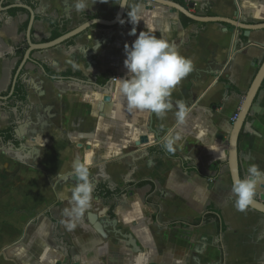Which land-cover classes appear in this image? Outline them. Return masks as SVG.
<instances>
[{
    "label": "crops",
    "instance_id": "1",
    "mask_svg": "<svg viewBox=\"0 0 264 264\" xmlns=\"http://www.w3.org/2000/svg\"><path fill=\"white\" fill-rule=\"evenodd\" d=\"M121 1L86 0L80 11L77 0L0 2V131L14 136L0 139V264H264V215L233 206L227 157L232 123L264 61V31L245 37L225 24L187 23L176 11L129 0L118 27L96 25L34 51L19 70L30 13L17 5L34 11L31 39L41 45L51 42L46 17L71 21V31L114 20ZM186 4L196 15L264 23V0ZM143 31L193 61L171 97L186 105L183 124L175 107L164 115L130 110L121 94L124 46ZM15 77L26 101L10 96ZM257 105L258 117L239 138L241 179L253 163L264 171V83ZM166 138L174 151L164 147ZM21 145L28 150L22 161L8 154ZM78 165L95 176L97 190L115 194L92 193L91 207L68 231L63 210L74 185L59 177ZM261 197L264 184L255 191Z\"/></svg>",
    "mask_w": 264,
    "mask_h": 264
},
{
    "label": "clouds",
    "instance_id": "2",
    "mask_svg": "<svg viewBox=\"0 0 264 264\" xmlns=\"http://www.w3.org/2000/svg\"><path fill=\"white\" fill-rule=\"evenodd\" d=\"M86 7V0H77V11ZM130 35L136 36V32L133 30ZM124 54L127 77L119 81L128 108L164 115L175 107L177 123L183 124L186 105L182 100H176L173 104L171 97L176 86L193 71L192 59L183 56L175 44L169 43L162 36L158 38L144 31L139 33L131 45L125 44ZM164 147L174 151L173 138H166ZM75 176L77 183L69 197L70 206L63 210V216L67 218L63 223L68 231L75 229V221L91 207L93 193L88 167L78 165ZM259 184H264V171L253 163L247 168L245 177L235 180L231 186L236 210L243 212L250 207Z\"/></svg>",
    "mask_w": 264,
    "mask_h": 264
},
{
    "label": "water",
    "instance_id": "3",
    "mask_svg": "<svg viewBox=\"0 0 264 264\" xmlns=\"http://www.w3.org/2000/svg\"><path fill=\"white\" fill-rule=\"evenodd\" d=\"M149 1L151 3L163 6L165 8L170 9L172 12H178L181 15L185 16L186 18L197 22V23H201V24H208V23H216V24H225L231 27H234L236 29H238L239 31H243L244 32V36L245 37H249L250 33L254 32V31H264V23L261 24H257V25H249L245 22L239 21V19H237V16L235 19H228V18H223V17H208V16H201V15H196L191 13L189 10L185 9L184 7L180 6L179 4H177L174 1H170V0H146ZM129 0H122L121 4H124L125 6H121L120 4V8L119 11L115 17L114 20L112 21H105L102 19H94V20H90L87 21L81 25H79L78 27H76L75 29L71 30L69 33H67L66 35L53 40L49 43L46 44H41V45H34L31 39V32H32V28L35 22V13L34 11L25 5H17L16 7H20L23 9H26L29 13H30V21H29V25L27 28V36H26V41L28 43V50L24 56L23 62L19 67V70H22L23 67L25 66V64L31 60V54L34 51H43V50H47V49H51V48H55L57 46L62 45L63 43L78 37L79 35L85 33L86 31H88L89 29H91L92 27L96 26V25H100L106 28H115L118 27L119 25H121V23L123 22V18L125 15V11H126V7L128 5ZM2 9V7L0 8ZM17 79L18 77H15L12 83V87H11V91H10V96L13 95L14 91H15V87H16V83H17ZM264 83V61L261 65V67L259 68L252 84L251 87L249 89V91L247 92L242 105L238 111V113L235 116V120L232 123V130L230 132L229 135V140H228V151H227V157H228V165H229V170H230V176H231V180H232V184L235 180L237 179H241V175H240V156H239V138L241 133H244L245 130L252 125L255 120L254 117H258L259 112V107L257 105V101H258V95L259 92L261 90V87ZM2 99V98H0ZM105 101H109V99H105ZM17 136L20 138L19 134L16 133ZM147 141L144 140L143 142H141L142 144L146 143ZM141 144V145H142ZM140 145V144H139ZM138 145V146H139ZM26 151V152H24ZM28 150H25L24 145H21L20 148L18 149H10L8 151L9 155H12L15 157V159L17 160H24L22 156H24L23 154L28 153ZM90 182L93 186V193H97V182H96V178L95 176L90 175L89 176ZM63 182H67L70 184H73L75 186V184L77 183V178L75 176V170L73 171L72 174H70L68 177H66ZM252 210L257 211L258 213H261L262 215H264V197H261L260 199H256L253 198V203L250 205V207Z\"/></svg>",
    "mask_w": 264,
    "mask_h": 264
},
{
    "label": "trees",
    "instance_id": "4",
    "mask_svg": "<svg viewBox=\"0 0 264 264\" xmlns=\"http://www.w3.org/2000/svg\"><path fill=\"white\" fill-rule=\"evenodd\" d=\"M3 0H0V2H2ZM174 2H176L177 4H179L180 6L184 7L185 9L189 10L188 5L186 4V0H174ZM16 10H12V13H14ZM206 16L208 17H214L213 14H211L209 11H206L205 13ZM183 18L185 19V21L187 23H193V21H191L190 19L186 18L185 16H183ZM45 21L49 24L51 30H52V34H51V38L50 40H56L64 35H66L67 33L70 32V23L71 21H66V20H58L57 18H51V17H46ZM28 26V23L26 24V27ZM47 74L50 77H54L56 76L54 73H52L51 71L47 70ZM27 93L24 91V89H22L19 84H17L15 92H14V98H16L18 101H26L27 100ZM0 139L3 140L5 143L13 141L14 140V136L10 131H0ZM20 144L19 143H14V146L17 148ZM144 185V184H142ZM138 186H141L138 185ZM101 190L103 192H101ZM118 192V194H120V191H116ZM98 195L100 196V198L103 199H110L111 197L114 196L115 193H111L109 191H105V189L103 187L98 188Z\"/></svg>",
    "mask_w": 264,
    "mask_h": 264
},
{
    "label": "built area",
    "instance_id": "5",
    "mask_svg": "<svg viewBox=\"0 0 264 264\" xmlns=\"http://www.w3.org/2000/svg\"><path fill=\"white\" fill-rule=\"evenodd\" d=\"M195 6V8L197 7V5H194ZM234 120H235V118H234Z\"/></svg>",
    "mask_w": 264,
    "mask_h": 264
}]
</instances>
